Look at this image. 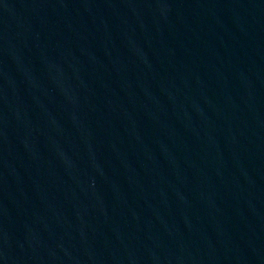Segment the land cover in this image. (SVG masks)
Masks as SVG:
<instances>
[{
	"label": "water",
	"instance_id": "water-1",
	"mask_svg": "<svg viewBox=\"0 0 264 264\" xmlns=\"http://www.w3.org/2000/svg\"><path fill=\"white\" fill-rule=\"evenodd\" d=\"M0 264H264V0H0Z\"/></svg>",
	"mask_w": 264,
	"mask_h": 264
}]
</instances>
